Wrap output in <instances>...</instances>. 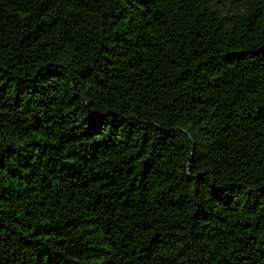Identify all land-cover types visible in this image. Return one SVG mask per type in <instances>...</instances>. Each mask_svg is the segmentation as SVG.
Segmentation results:
<instances>
[{
	"label": "trees",
	"instance_id": "16d2710c",
	"mask_svg": "<svg viewBox=\"0 0 264 264\" xmlns=\"http://www.w3.org/2000/svg\"><path fill=\"white\" fill-rule=\"evenodd\" d=\"M0 264H264V0H0Z\"/></svg>",
	"mask_w": 264,
	"mask_h": 264
}]
</instances>
